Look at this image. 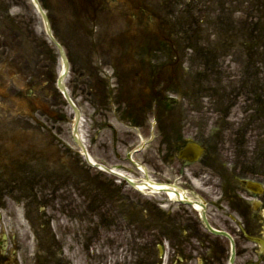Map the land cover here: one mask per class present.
Here are the masks:
<instances>
[{"label":"flooded vegetation","instance_id":"obj_1","mask_svg":"<svg viewBox=\"0 0 264 264\" xmlns=\"http://www.w3.org/2000/svg\"><path fill=\"white\" fill-rule=\"evenodd\" d=\"M38 1L56 12H64L70 19L74 17L75 25L83 31L88 25L109 21L111 16L119 15L120 10L125 14L137 10V15L149 25L150 9L159 2L108 0L113 5L111 9L102 6L90 12L87 0ZM175 1L169 0L170 3ZM4 7L5 0L0 1V8ZM160 8L166 10L162 4ZM137 24H142L140 18ZM189 37L181 35L185 47L190 43ZM132 38L147 39V30H138L135 26ZM161 52L164 58L175 53L166 48ZM120 57L125 65L113 67L114 81H100L102 91L98 95L102 109L96 131V157L108 164L111 156H116L118 137L127 133L112 129L110 140L109 134L104 132L109 116L130 119L140 128V133H149L150 126L146 123L149 111L154 103L162 105L160 113L155 114L159 120V129L157 123L154 129L159 132L157 147L142 164L146 177L167 189L158 199L146 197L141 203L135 196L120 194L126 189L115 180L104 183L102 179H80L82 220L79 229L72 227L70 215L63 214L65 220L61 225L59 216L51 214L49 247L43 253L34 254L26 264H77L78 261L83 264L87 251L103 245L105 228L113 232L111 241L106 243L111 244L117 257L127 246L128 264H264V163L251 161L253 153L248 154V150L238 146H204L205 153L199 162L177 161V153L183 148L184 130L177 127L184 124L178 113L167 112L164 93L167 94V87L158 78L163 64L145 70L144 60L135 61L125 52ZM43 132L41 142L36 143L32 137L28 139V131L18 130L11 143L6 131L0 130V199L31 196L45 206L47 200L63 201L69 196L67 179L48 174L49 170L54 173V167H60L59 160L66 152H56L55 137L47 130ZM256 150L262 153L260 148ZM117 157L119 159V155ZM82 166L87 168L86 163ZM86 215L94 216L95 221L88 220ZM4 254L7 261V249Z\"/></svg>","mask_w":264,"mask_h":264},{"label":"rangeland","instance_id":"obj_2","mask_svg":"<svg viewBox=\"0 0 264 264\" xmlns=\"http://www.w3.org/2000/svg\"><path fill=\"white\" fill-rule=\"evenodd\" d=\"M216 1L219 2L221 0H216ZM18 2L21 3L20 1ZM202 5L203 4H201V6ZM238 7L239 6L237 5V8L232 10L233 19L236 22H238V19L244 18V16L241 15L240 13L241 9ZM204 10L205 8H201V11H199L200 25L202 27H205L204 24L205 21L201 23L203 21V18L207 20L209 26H211V22L213 25L215 21L212 20V16H213L212 13L210 14L209 12H203ZM248 10L249 12L252 11L249 8ZM12 12L13 14L16 15L19 11L17 9H13ZM252 12L249 13V15L253 17V19H255L254 17L255 14ZM206 15H208L209 17H206ZM18 18L20 17L18 16ZM24 18H27V16L25 15ZM246 20L248 21V23L249 21L252 22L249 19V17ZM21 28L25 29L26 26L23 25L21 26ZM39 33L41 34L40 30ZM34 35L35 36L32 38V40L27 38L25 39L21 38L22 46L27 49V51L24 53L25 56L21 57V56L13 55L14 57H11L8 55L4 58H1L2 61L1 63L8 66V68L0 70V85L7 88L9 95L10 94L13 95V93L18 92L20 88L28 87V83L31 81V79H33L34 83H38L36 79H41L40 73L43 71H44L43 75L46 76L48 81L44 82V84L41 82L39 86H41L40 88L42 89V92H36V93L38 95H41L42 97H51L52 95H55L53 82L54 81L56 82L60 74L61 67H60L59 58L57 56L55 57L52 56V54L50 53H46L43 50L44 44L42 43V41L41 42L39 41L40 38L37 34V31L35 30H34ZM68 37L71 38V43L68 42L65 43V46L68 47V49H72L71 46L74 44L76 45V42L78 40L82 42L79 43V46L83 47L84 49L87 48L85 46V42L83 38L77 36L78 38L76 39L71 35ZM245 42L248 43L247 41ZM37 44H40V48L34 51L33 49L36 48ZM83 44L84 46H82ZM189 55L192 54L187 53V56L183 59L182 64L184 65L185 68H188L191 71V66L197 65L199 64V62L194 61V64H192L190 62L191 58H189ZM243 59H245L243 52L234 51L233 53H229V56L218 59L219 62L213 68V74H210L211 75L210 80L214 79L215 83L217 84V87L219 88L220 95L222 96L225 93L226 100L229 101V105L216 103V105L218 106V110H223L226 108L225 115L227 116V122L226 121L225 123L218 122L217 118L221 116L220 111H214L213 108H217V106H213V104L208 105L206 102L204 103L205 106L198 105L197 107H195L189 105L186 108V110L188 109L187 119L191 124L193 120H195V117L197 115L199 121L196 122V124L199 125V129L201 130L200 139H202L203 135H208L213 130L229 129L230 131H239V135L246 136V145L249 148L255 149L254 146H258L260 148V151L263 153L262 154L254 153L253 155H255L257 161H261L264 163V148L262 144V138H264V134L262 133L264 129L262 126V122L264 120L263 119L260 120V117H262L264 114L260 115L259 112H257L256 110L262 108V102L264 105V73L258 71V69L261 66L257 63H254L249 67H246V64L243 63L244 62ZM71 60L74 66H72L69 71V74L65 80V86L72 100L75 102V104L80 110V115L82 120L79 126V134L82 138H85L86 134L91 132L94 126L93 125L94 122H90L89 120H86V118L92 115V112L96 107L94 106V101H92L91 97L87 95L89 91L87 85L89 79H87L85 72L80 70L75 63L78 64L79 62H81L82 65H85L83 61H86V66H89V62H88V58H80V56L76 58L73 57ZM17 62L19 63L18 65H16ZM1 63L0 66H2ZM44 63L47 66L46 68H44L45 66ZM6 70L14 71L15 73H13L14 75L12 74V76L10 77L11 73H9ZM32 76H34L36 79L31 78ZM213 87L216 88L215 85ZM220 88H222L223 91L222 90L220 91ZM35 90L41 91L38 87H35ZM183 106H185V104ZM209 107L211 108L209 109ZM63 111H65L66 115L70 117L71 114L70 111L67 110V108L63 109ZM0 113L2 115L0 120L2 121V124L3 122L4 124H6L5 126L6 129L12 130L16 128L18 124V120H22L27 127L33 126V123L29 121L28 118H21V116L23 115H21V112L17 110L16 105L13 106V102H7V104L2 103ZM49 123L51 125L54 124L56 132L61 133V136L64 139L63 141L67 145H73L69 135L71 127L68 124L66 125L60 124L54 121H49ZM153 147L155 150L156 144L155 145L153 144L145 148L144 151L141 153V155L138 156V158L141 160L142 159L145 160L149 152L152 151ZM123 151L124 148L122 152ZM85 174H87L88 178H96L94 172L88 171L84 173L82 170L76 168H70L68 170L66 178H70V179L80 178L83 177ZM97 178L103 179L101 176H97ZM123 193H126L131 197L132 195H135L136 199H141L136 193L132 191L126 190L123 191ZM72 209H73L72 225L77 228L76 230H78L79 229L78 221L81 220V217L79 216V208L76 205H73ZM20 216L21 215L18 212L15 214L14 219H16L15 220L16 223H20L21 220ZM88 216L89 215H86V217ZM14 225L16 226V224ZM1 227L5 228L6 227L5 223H2V226L0 224V228ZM27 230L28 227L27 228L25 227V229L22 232L20 233L15 232V235L19 234L21 236L19 241L28 240L26 233ZM112 235L113 232L111 231L103 232L104 237L111 238ZM110 252L112 254V249L105 250V256L109 257ZM112 263L121 264L115 260Z\"/></svg>","mask_w":264,"mask_h":264},{"label":"water","instance_id":"obj_3","mask_svg":"<svg viewBox=\"0 0 264 264\" xmlns=\"http://www.w3.org/2000/svg\"><path fill=\"white\" fill-rule=\"evenodd\" d=\"M149 186V184H141V185H138V187L141 189V190H145L147 187ZM155 188H156V186L154 187V188H151V191H153V190H155ZM156 189H159V187L158 188H156Z\"/></svg>","mask_w":264,"mask_h":264},{"label":"bare ground","instance_id":"obj_4","mask_svg":"<svg viewBox=\"0 0 264 264\" xmlns=\"http://www.w3.org/2000/svg\"><path fill=\"white\" fill-rule=\"evenodd\" d=\"M136 188H137L140 192L144 193V191L141 190L138 186H136ZM159 189H160V188H159ZM159 189H155V190H153V191H151V192H152V193H156V194H158V193H159Z\"/></svg>","mask_w":264,"mask_h":264}]
</instances>
